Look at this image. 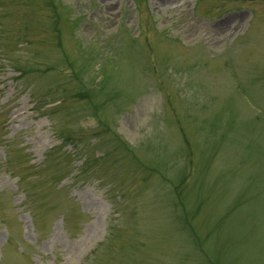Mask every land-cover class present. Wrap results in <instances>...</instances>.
Wrapping results in <instances>:
<instances>
[{"label":"rangeland","instance_id":"rangeland-1","mask_svg":"<svg viewBox=\"0 0 264 264\" xmlns=\"http://www.w3.org/2000/svg\"><path fill=\"white\" fill-rule=\"evenodd\" d=\"M0 264H264V0H0Z\"/></svg>","mask_w":264,"mask_h":264}]
</instances>
